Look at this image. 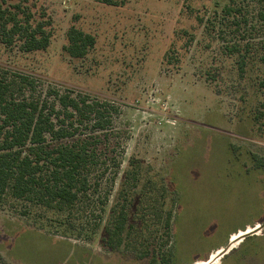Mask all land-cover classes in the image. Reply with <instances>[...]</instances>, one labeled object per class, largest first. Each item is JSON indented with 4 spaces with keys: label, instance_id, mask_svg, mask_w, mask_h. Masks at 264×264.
Segmentation results:
<instances>
[{
    "label": "rangeland",
    "instance_id": "374dc122",
    "mask_svg": "<svg viewBox=\"0 0 264 264\" xmlns=\"http://www.w3.org/2000/svg\"><path fill=\"white\" fill-rule=\"evenodd\" d=\"M116 1L0 0L50 35L44 51L0 42V69L33 78L34 98L55 89L111 103L121 151L116 175L92 184L87 209L0 200V264H264V229L233 245L229 236L264 218L260 8L233 0L242 12L228 20L247 21L233 35L222 13L229 0ZM71 27L94 37L83 58L65 51ZM233 43L245 56L243 74L238 55L224 49ZM135 166L137 181H126ZM118 192L130 235L113 250L103 228Z\"/></svg>",
    "mask_w": 264,
    "mask_h": 264
},
{
    "label": "trees",
    "instance_id": "16d2710c",
    "mask_svg": "<svg viewBox=\"0 0 264 264\" xmlns=\"http://www.w3.org/2000/svg\"><path fill=\"white\" fill-rule=\"evenodd\" d=\"M98 1L117 5L116 0ZM252 1L260 8L258 20L263 23L264 0ZM229 3L222 8L223 20H227V28H234L230 31L234 35L247 21H229L242 12L241 7H234L233 0ZM15 9L0 6V42L7 47L18 42L22 52L44 51L50 35L43 23L32 25L30 14L18 6ZM66 37L65 51L71 58H83L95 44L92 35L74 27ZM250 46L246 45V52ZM224 49L227 55H238V68L243 74L245 56L240 55V45L233 43ZM259 50L264 52V43ZM259 61L264 62V57ZM258 84L264 89V76ZM35 88L33 78L0 69V200L8 198L59 213L87 209L92 184L98 186L97 182L108 173L115 176L120 166L121 151L112 117L118 110L111 103L70 91L51 89L43 98H34L31 93ZM137 174V167H132L126 171V181H137ZM120 195L123 193L118 192L103 228V243L113 250L119 249L130 235V228L126 230L128 213L124 205H119ZM161 215L162 210L157 213V220ZM171 221L172 214L167 213V242L171 239ZM129 248L135 251V247ZM160 262H165V256ZM149 264L157 261L152 259Z\"/></svg>",
    "mask_w": 264,
    "mask_h": 264
},
{
    "label": "crops",
    "instance_id": "0c3cea01",
    "mask_svg": "<svg viewBox=\"0 0 264 264\" xmlns=\"http://www.w3.org/2000/svg\"><path fill=\"white\" fill-rule=\"evenodd\" d=\"M263 224H264V218L263 219H260V220L253 221L250 224L244 225L243 228L237 229L234 233H231L229 236H230V238H232L233 236H236V235H239V234H244L243 236H241V238L242 237H244V238L243 239H240V241H239V242H241L242 240H245L248 237L256 236L257 233H259L260 231H262L264 229V226H262ZM261 226L263 228H261L256 234L245 236L246 234H250V233H246V232H248V231H255V230L259 229ZM230 241H231V239H230ZM132 258H134V257H132Z\"/></svg>",
    "mask_w": 264,
    "mask_h": 264
},
{
    "label": "bare ground",
    "instance_id": "6f19581e",
    "mask_svg": "<svg viewBox=\"0 0 264 264\" xmlns=\"http://www.w3.org/2000/svg\"><path fill=\"white\" fill-rule=\"evenodd\" d=\"M252 231H248V232H246V233H251ZM244 234H239V235H236V236H233L232 238H231V244L230 245H233V244H235V243H238L240 240L239 239H241V236H243ZM238 241V242H237ZM229 245V246H230ZM226 250V249H225ZM225 250H221V251H217L216 253H215V255L213 256V257H211L210 258V261H212L214 258H216V257H218V256H220V255H222L223 254V252L225 251ZM200 264H207V263H200Z\"/></svg>",
    "mask_w": 264,
    "mask_h": 264
},
{
    "label": "water",
    "instance_id": "95a60500",
    "mask_svg": "<svg viewBox=\"0 0 264 264\" xmlns=\"http://www.w3.org/2000/svg\"><path fill=\"white\" fill-rule=\"evenodd\" d=\"M262 226H264V224H263ZM262 226H261L259 229L255 230V231H252L250 234H246L245 236L256 234L261 228H263ZM243 238H244V237H242L241 239H243ZM239 240H240V239H239ZM237 242H238V241H237ZM224 250H225V249H224ZM225 252H227V249H226L223 253H225Z\"/></svg>",
    "mask_w": 264,
    "mask_h": 264
}]
</instances>
